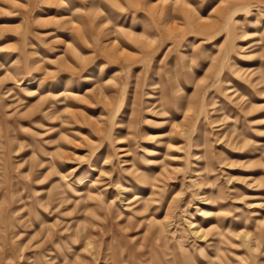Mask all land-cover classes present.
Here are the masks:
<instances>
[{
	"label": "rangeland",
	"instance_id": "obj_1",
	"mask_svg": "<svg viewBox=\"0 0 264 264\" xmlns=\"http://www.w3.org/2000/svg\"><path fill=\"white\" fill-rule=\"evenodd\" d=\"M0 264H264V0H0Z\"/></svg>",
	"mask_w": 264,
	"mask_h": 264
},
{
	"label": "bare ground",
	"instance_id": "obj_2",
	"mask_svg": "<svg viewBox=\"0 0 264 264\" xmlns=\"http://www.w3.org/2000/svg\"><path fill=\"white\" fill-rule=\"evenodd\" d=\"M189 225L190 226H192V228H194L195 226H194V224L193 223H191V222H189ZM201 232V231H200ZM195 233H196V235H198L199 234V232L198 231H195Z\"/></svg>",
	"mask_w": 264,
	"mask_h": 264
}]
</instances>
